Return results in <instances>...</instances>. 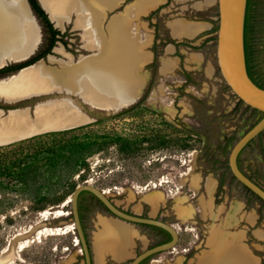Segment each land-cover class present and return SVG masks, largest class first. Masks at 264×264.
<instances>
[{"label":"rangeland","instance_id":"rangeland-1","mask_svg":"<svg viewBox=\"0 0 264 264\" xmlns=\"http://www.w3.org/2000/svg\"><path fill=\"white\" fill-rule=\"evenodd\" d=\"M133 1L126 0L120 7L107 10L101 29L108 31L110 23L124 12L118 13ZM198 1L167 0L133 25L128 22L127 29L145 44L148 57L141 71L147 84L134 105L101 111L83 104L89 121L81 128L46 136L20 148L0 150V264H85L81 246L76 245L79 240L68 202L74 190L85 183L105 190L128 213L144 204L146 193L157 191L163 195L167 202L157 219L175 224L180 235L186 236L179 237L174 250L153 259L174 263L184 256L183 264H189L206 248V224L180 225L172 213L176 198L198 208L200 201L209 200L211 194L219 205L234 200L246 202L249 212L257 211L258 227L264 229V203L246 190L229 168V155L240 133L251 129L262 116L238 99L220 72L217 40L210 42L214 31L217 38L218 1L213 29L182 41L171 34L173 21L213 23L212 11L195 9ZM77 15L72 13L63 27L51 18L61 38L48 55L51 57H45L47 66L62 68L59 62L51 63V58L75 62L95 54L84 38L85 29L76 24ZM38 24L42 34L39 53L49 45L50 34L39 19ZM57 48L63 53L57 54ZM250 52L254 78L264 87V0H252ZM166 59L173 61L174 66L164 74ZM18 74L0 75V86ZM0 96L5 101L0 98V109L37 104L29 101L14 106L1 93ZM34 134L37 133L16 141ZM261 140L262 148L257 142L245 150L241 166L264 188V133ZM31 156L34 158L27 166L21 163V159ZM23 171L25 178L19 180ZM162 178L169 183L144 190ZM82 205L86 207L84 224L90 232L91 215L97 209L108 211L88 194L82 197ZM143 214L148 216L149 210L146 208ZM138 227L152 236L148 237L149 248L167 239L158 229ZM251 230L247 243L263 247L256 252L263 256L264 264V243L255 240ZM141 252L138 249L137 255Z\"/></svg>","mask_w":264,"mask_h":264},{"label":"bare ground","instance_id":"bare-ground-1","mask_svg":"<svg viewBox=\"0 0 264 264\" xmlns=\"http://www.w3.org/2000/svg\"><path fill=\"white\" fill-rule=\"evenodd\" d=\"M39 1L60 27L64 26L65 20H70L72 13H77L76 24L85 29L84 38L90 49H95V54L75 62L51 58V63L59 62L62 68L49 67L41 61L5 81L0 86V93L12 102L11 105L29 101L37 104L9 111L0 109V144L34 132L50 133L82 127L89 121L82 110L83 104L101 111L131 106L147 84V78L141 74L148 59L145 44L127 29L129 16H117L108 31L101 29V18L118 4V0ZM158 2L149 0L152 6ZM178 28L176 33L180 36ZM39 37L36 19L25 0H0V69L36 51L40 45ZM55 52L63 53L60 48ZM173 66V61L164 60L162 72L167 73ZM110 231L111 239L122 241L126 237L125 233ZM212 262L214 258L210 256L200 263L216 264Z\"/></svg>","mask_w":264,"mask_h":264},{"label":"crops","instance_id":"crops-1","mask_svg":"<svg viewBox=\"0 0 264 264\" xmlns=\"http://www.w3.org/2000/svg\"><path fill=\"white\" fill-rule=\"evenodd\" d=\"M125 1L126 0H118V4L115 7L119 5L121 6ZM166 1L167 0H159L156 5L152 6L150 5L149 0H134L132 3H130V5H128L122 12L120 11L118 14H121L123 12V14H127L129 16L128 22H131V25H133V23L137 22L141 17L148 15L152 10L163 5ZM217 1L218 0H199L195 4V9L198 10V12H204L206 9H208L209 13L212 11L213 23L187 22L183 20L173 21L170 24V30L173 37L179 41H182L185 38L193 39L200 32L213 29L216 25ZM74 20L75 17H72L71 21L73 26ZM101 21H103V17L101 18ZM70 22H67L65 24H68ZM36 23L39 28V43L41 45V29L37 21ZM181 26H183V29ZM176 28H178L180 36L177 35ZM214 33L215 35L213 39L210 40V42L212 43L217 40L216 32L214 31ZM40 45L38 44V47H40ZM200 58L202 57L199 56V59ZM10 64L13 63L10 62ZM212 196L213 194H211L209 200L200 201L199 208L179 198H176L172 203V213L174 214V217L180 225H186L187 223L191 222H200L206 224V248L200 254L196 255L189 262V264H201L200 262L203 259H208V257L210 258V256L211 258H214V262L212 263L216 264H263V256H261V254L259 255V253L257 254L256 252L262 250L263 247L259 244L250 246L247 243L249 230H251L250 228H253L251 230L252 237H254L255 240L264 243V229L258 227L259 214L257 213V211L252 210L251 212H249L247 210L248 204L239 200H234L230 204L224 203L222 205H219L215 200L212 199ZM143 201L144 204L136 205L132 209L131 213L137 216L145 217L143 211H145V209L147 208L149 210V214L146 217L154 219H157V217L161 213L162 207L165 206L167 202L163 195L157 191L146 193L143 197ZM79 205L82 222L86 233H88L87 236L92 253L93 264H128V262H131L137 256L138 249H140L141 251H145L149 248L148 245L151 242V239L148 237L152 236L144 231V229H140L138 225L122 221L111 215L109 212L106 213L98 209L93 215H91V230L90 232H87L83 215L86 207H83L82 199L80 200ZM171 225L176 227L179 232V228L175 226V224ZM149 228L152 229L154 227ZM111 229H114L116 230V232H120L121 234L125 233L124 235L126 236V239L122 240L124 242H122L121 240L117 241L115 239H111ZM185 236L186 234L180 235L179 232V237ZM184 259L185 257L181 256L174 263H169V261H163L158 258L153 259L152 257L142 264H183Z\"/></svg>","mask_w":264,"mask_h":264},{"label":"water","instance_id":"water-1","mask_svg":"<svg viewBox=\"0 0 264 264\" xmlns=\"http://www.w3.org/2000/svg\"><path fill=\"white\" fill-rule=\"evenodd\" d=\"M25 1L27 2L31 13L38 22V18L29 0ZM247 7L248 0H218L219 27L217 32L216 54L222 77L232 92L245 105L262 113L261 119L251 129H249L247 132L242 131L240 133V139L231 149L228 163L234 178L264 203V188L245 175L240 169L238 162L242 151L264 132V88L260 87L252 80L247 66L245 46ZM48 16L52 22L50 15ZM39 48L40 47H37L36 51H33L32 55H29L27 58L13 64H21L32 60L37 55ZM41 61L45 62V58L38 60L30 66L22 68L19 70V72ZM6 111H9V109ZM41 134H45V132L31 135L21 139V141ZM16 142L17 141H11L5 144H0V147ZM84 192L95 196L103 205V207L114 217L135 225L155 227L167 232L171 236V240L148 248L147 250L138 254L130 262V264H142L151 257L174 250L178 245L179 232L176 227L159 219L142 217L128 213L120 209L105 193V190H102L91 183H85L79 185L74 190L71 197V214L75 228L74 231L76 234V239L79 240V244L85 259V264H93V260L87 233L84 228L80 213V197Z\"/></svg>","mask_w":264,"mask_h":264},{"label":"trees","instance_id":"trees-1","mask_svg":"<svg viewBox=\"0 0 264 264\" xmlns=\"http://www.w3.org/2000/svg\"><path fill=\"white\" fill-rule=\"evenodd\" d=\"M29 2L31 4L34 12L39 14L40 18L44 22V25L49 30V34H50L49 47L43 54L39 55V53H37V55L32 60H30L28 62L21 63V64H14V65H12L10 67H9V65L6 66V67H3L2 69H0V75L1 76H7V75H10V74H15V73L18 74L19 70H21L22 68L30 66V65L34 64L35 62H37L38 60H40L42 58H45L47 55H49L52 52V50L55 47L56 43L59 41L58 36L61 33H60V31L58 29H56L54 27V24L50 21L48 14L42 8V6L39 3V1L38 0H29ZM251 20H252V0H248L247 15H246V26H245V46H246V58H247L248 72H249V75L252 78V80L256 84H258L260 87L264 88L254 78L253 68H252V64H251V52H250ZM79 128H81V127H79ZM79 128H76V129H79ZM76 129L67 130V131H60V132H51V133H45V134L37 135V136H34L32 138H29V139H25V140H22V141L20 140L19 142H16V143H13V144H10V145H7V146H2V147H0V150H7V149L18 148V147L20 148L21 146L29 144V143H32L33 141H36V140H38L40 138H43V137H46V136H52L53 134H59V133L63 134V133H66L68 131H73V130H76ZM33 158L34 157L31 156V157H27V158L21 159L22 160L21 163H24L25 166H27L29 161L32 160ZM24 171H23L22 174L18 175L19 180H23L25 178L26 174H25ZM246 190H248V189L246 188ZM86 194H88V195L92 196L94 199L98 200L95 196H93L92 194L87 193V192L82 193V195L80 197V200ZM98 202L100 203L99 200H98ZM155 229H158V228H155ZM158 230H160V229H158ZM160 231L167 236V239H166L165 242L171 240V236L167 232H165L163 230H160ZM165 242H163V243H165Z\"/></svg>","mask_w":264,"mask_h":264},{"label":"flooded vegetation","instance_id":"flooded-vegetation-1","mask_svg":"<svg viewBox=\"0 0 264 264\" xmlns=\"http://www.w3.org/2000/svg\"><path fill=\"white\" fill-rule=\"evenodd\" d=\"M35 14H36L37 18L43 22V20H42V19L40 18V16H39V14L36 13V12H35ZM43 24H44V22H43ZM58 38H61V36L59 35ZM48 47H49V45H48L43 51H39V55H40V54H43V53L48 49ZM47 56H48V55H47ZM47 56H46V57H47ZM261 116H262V113H261ZM263 133H264V132H263ZM263 133L260 134V136H258L254 141H252V142H251V143H250V144H249V145H248V146L242 151V153L240 154L239 160H238V162H239V167H240V169L242 170V172H243L245 175H247L250 179H252L254 182H256V183H257V181H255L254 178H252L251 176H249V175L243 170V168H242V166H241V160H242L243 153H244L245 150H246L248 147H250L251 145H254L255 143L258 142V146H260L261 148L263 147V143H262V140H261ZM257 184H258V183H257ZM258 185H259V184H258Z\"/></svg>","mask_w":264,"mask_h":264},{"label":"built area","instance_id":"built-area-1","mask_svg":"<svg viewBox=\"0 0 264 264\" xmlns=\"http://www.w3.org/2000/svg\"><path fill=\"white\" fill-rule=\"evenodd\" d=\"M169 181L165 180V178H162L158 183H151L149 184L146 188L147 189H157V188H162L164 186V184H168ZM146 188H144V190H146ZM172 193V190L170 191Z\"/></svg>","mask_w":264,"mask_h":264}]
</instances>
